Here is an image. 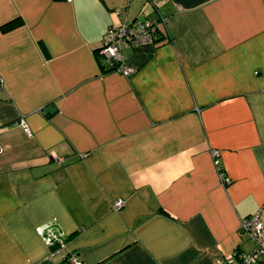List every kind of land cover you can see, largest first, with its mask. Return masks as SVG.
<instances>
[{"label":"crops","instance_id":"1","mask_svg":"<svg viewBox=\"0 0 264 264\" xmlns=\"http://www.w3.org/2000/svg\"><path fill=\"white\" fill-rule=\"evenodd\" d=\"M125 16L165 19L128 76L97 52ZM255 212L264 0H0V264H215Z\"/></svg>","mask_w":264,"mask_h":264},{"label":"built area","instance_id":"2","mask_svg":"<svg viewBox=\"0 0 264 264\" xmlns=\"http://www.w3.org/2000/svg\"><path fill=\"white\" fill-rule=\"evenodd\" d=\"M160 24H165V19L161 16H147L141 20L125 16L121 23L108 26L101 37L100 46L97 49L106 68L115 69L125 76L131 75L135 70L126 64L123 50L126 47L135 49L152 47L159 37ZM18 124L23 131L30 134L28 124L24 118H20ZM212 156L219 178L222 183L226 184L228 178L222 171L218 153L213 151ZM56 160L60 162L62 158L56 157ZM123 206L124 201L121 198L114 199L111 202V209L115 211ZM240 230L254 242L253 249L249 252L237 249L226 257L218 258L215 264H264V222L260 219L258 213L255 212L244 216L240 221ZM43 238L48 245L57 243V250L65 246L61 234L55 236L52 233L51 237L45 235ZM68 261L76 263L77 259L69 256Z\"/></svg>","mask_w":264,"mask_h":264},{"label":"trees","instance_id":"3","mask_svg":"<svg viewBox=\"0 0 264 264\" xmlns=\"http://www.w3.org/2000/svg\"><path fill=\"white\" fill-rule=\"evenodd\" d=\"M21 22H22L21 19H17L15 21L10 20L9 22L7 21L2 26V29L5 30V29L9 28L11 25H13V24H20ZM51 246L53 247V246H55V244H51ZM69 256H71V255H69ZM68 257H66V259L64 258V260H63V262L61 264H74V263L68 261Z\"/></svg>","mask_w":264,"mask_h":264},{"label":"water","instance_id":"4","mask_svg":"<svg viewBox=\"0 0 264 264\" xmlns=\"http://www.w3.org/2000/svg\"><path fill=\"white\" fill-rule=\"evenodd\" d=\"M149 49H151L152 47H148ZM51 111V107L47 106L44 108V112H50Z\"/></svg>","mask_w":264,"mask_h":264}]
</instances>
